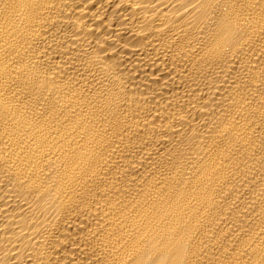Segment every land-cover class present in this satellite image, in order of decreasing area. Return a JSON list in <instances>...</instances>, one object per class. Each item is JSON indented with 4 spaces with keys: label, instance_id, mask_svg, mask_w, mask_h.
Returning a JSON list of instances; mask_svg holds the SVG:
<instances>
[{
    "label": "bare ground",
    "instance_id": "obj_1",
    "mask_svg": "<svg viewBox=\"0 0 264 264\" xmlns=\"http://www.w3.org/2000/svg\"><path fill=\"white\" fill-rule=\"evenodd\" d=\"M0 264H264V0H0Z\"/></svg>",
    "mask_w": 264,
    "mask_h": 264
}]
</instances>
